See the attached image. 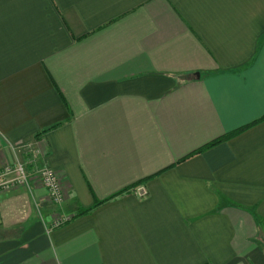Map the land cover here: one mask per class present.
<instances>
[{
  "label": "crops",
  "instance_id": "1",
  "mask_svg": "<svg viewBox=\"0 0 264 264\" xmlns=\"http://www.w3.org/2000/svg\"><path fill=\"white\" fill-rule=\"evenodd\" d=\"M18 161L0 264H264V0H0Z\"/></svg>",
  "mask_w": 264,
  "mask_h": 264
},
{
  "label": "built area",
  "instance_id": "2",
  "mask_svg": "<svg viewBox=\"0 0 264 264\" xmlns=\"http://www.w3.org/2000/svg\"><path fill=\"white\" fill-rule=\"evenodd\" d=\"M11 174H14L13 177H7ZM37 175L47 189V196L51 203L61 205L64 199V192L56 171L44 166ZM29 177L30 175L24 162L18 161L15 164L5 165L0 169V191L9 190L16 185H26ZM148 193V190L143 186L138 187L137 194L141 195V197H145ZM66 220L67 218L59 219L56 221V225H60Z\"/></svg>",
  "mask_w": 264,
  "mask_h": 264
},
{
  "label": "trees",
  "instance_id": "3",
  "mask_svg": "<svg viewBox=\"0 0 264 264\" xmlns=\"http://www.w3.org/2000/svg\"><path fill=\"white\" fill-rule=\"evenodd\" d=\"M243 129H244V128H242V129H240V130H237V131H234V132L226 133V134H224L223 136H221V137H219V138H216V139H214L213 141L209 142L208 144H206L205 146H203L202 148H200V149H199L198 151H196V152L203 151L205 148H208V147H211V146H213V145H216V144H218V143H220V142H222V141H224V140H228V139H230L231 137H233L235 134H237V133H239L240 131H242ZM147 179H148V178H147ZM144 181H146V179L141 180V181L135 183L134 185H135V186H138L140 183H143ZM120 193H121V192H118V193H116V194H113L112 196H110V197L107 198L106 200L111 199V198L117 196V195L120 194ZM106 200L97 201L93 206H90V207L83 208V209L79 210V212L77 213V216H78V215H82V214H85V213L90 212L94 207L100 205L101 203H103V202L106 201Z\"/></svg>",
  "mask_w": 264,
  "mask_h": 264
},
{
  "label": "water",
  "instance_id": "4",
  "mask_svg": "<svg viewBox=\"0 0 264 264\" xmlns=\"http://www.w3.org/2000/svg\"><path fill=\"white\" fill-rule=\"evenodd\" d=\"M198 76H199V73H198Z\"/></svg>",
  "mask_w": 264,
  "mask_h": 264
},
{
  "label": "rangeland",
  "instance_id": "5",
  "mask_svg": "<svg viewBox=\"0 0 264 264\" xmlns=\"http://www.w3.org/2000/svg\"><path fill=\"white\" fill-rule=\"evenodd\" d=\"M47 194H48V192H47Z\"/></svg>",
  "mask_w": 264,
  "mask_h": 264
}]
</instances>
